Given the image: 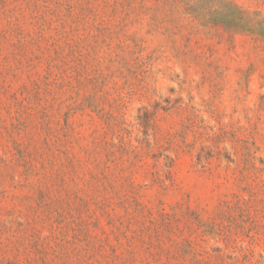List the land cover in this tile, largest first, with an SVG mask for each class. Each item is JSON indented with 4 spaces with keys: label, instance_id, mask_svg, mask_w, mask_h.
Segmentation results:
<instances>
[{
    "label": "rangeland",
    "instance_id": "rangeland-1",
    "mask_svg": "<svg viewBox=\"0 0 264 264\" xmlns=\"http://www.w3.org/2000/svg\"><path fill=\"white\" fill-rule=\"evenodd\" d=\"M0 264H264V0H0Z\"/></svg>",
    "mask_w": 264,
    "mask_h": 264
}]
</instances>
